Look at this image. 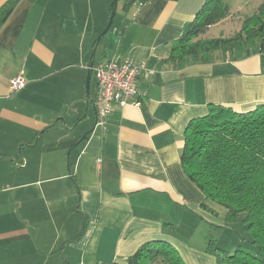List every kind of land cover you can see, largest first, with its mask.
I'll return each instance as SVG.
<instances>
[{
    "label": "crops",
    "instance_id": "0c3cea01",
    "mask_svg": "<svg viewBox=\"0 0 264 264\" xmlns=\"http://www.w3.org/2000/svg\"><path fill=\"white\" fill-rule=\"evenodd\" d=\"M112 1L20 0L0 26V264H128L158 239L185 264H218L210 213L227 209L186 175L184 131L210 103L240 112L264 103V59L166 63L205 0H119L115 28L95 44ZM225 1L224 25L264 2ZM94 47L95 61L149 69L138 78L142 104L117 106L104 131L93 74L91 100L86 90ZM19 73L26 86L12 93Z\"/></svg>",
    "mask_w": 264,
    "mask_h": 264
},
{
    "label": "trees",
    "instance_id": "16d2710c",
    "mask_svg": "<svg viewBox=\"0 0 264 264\" xmlns=\"http://www.w3.org/2000/svg\"><path fill=\"white\" fill-rule=\"evenodd\" d=\"M20 0H8L0 8V26ZM133 3L126 0L125 7ZM225 0H205L194 19L187 22L165 62L174 67L209 63L216 59L238 60L259 52L264 59V2L247 15L241 28L230 36L202 37L207 30L232 14ZM181 162L186 175L202 190L205 199L227 209L228 219L241 214L257 250L239 245L233 253L216 251L218 264H264V103L240 112L210 103L208 113L192 118L184 131ZM204 207L207 204L203 203ZM214 247L212 238L208 251ZM185 264L169 241L144 243L128 264Z\"/></svg>",
    "mask_w": 264,
    "mask_h": 264
},
{
    "label": "built area",
    "instance_id": "2783aa9c",
    "mask_svg": "<svg viewBox=\"0 0 264 264\" xmlns=\"http://www.w3.org/2000/svg\"><path fill=\"white\" fill-rule=\"evenodd\" d=\"M145 70V63H137L132 58H102L95 61L93 77L97 81L94 101L97 107L95 129L106 130L110 116L117 106L128 104L140 106L138 78ZM27 80L22 73L11 79L10 90L18 92L26 86Z\"/></svg>",
    "mask_w": 264,
    "mask_h": 264
},
{
    "label": "rangeland",
    "instance_id": "374dc122",
    "mask_svg": "<svg viewBox=\"0 0 264 264\" xmlns=\"http://www.w3.org/2000/svg\"><path fill=\"white\" fill-rule=\"evenodd\" d=\"M251 10L252 8L250 9V11ZM227 21L228 22L225 25L224 21L222 20L221 22L211 26L202 37L210 38L224 35H233L241 28L243 22L242 19H238L235 16H231L230 19ZM116 22L117 21L113 22L111 26L112 29L115 28V24H117ZM219 206L220 208L226 210L225 207L221 205ZM210 215V232L208 237L206 238V245L208 247V241L212 238L214 247L219 249L214 250L215 253L216 251L220 252L221 250L226 251L228 253H233L236 251L239 245H244L254 251L257 250L256 246L250 243L249 241L251 239V233L247 227V222L243 220V214H241L240 217H238L237 219H228L227 211L225 212V214H220L219 212H216L210 213ZM201 236L202 235H199V237ZM159 263L161 264V262H158V264Z\"/></svg>",
    "mask_w": 264,
    "mask_h": 264
},
{
    "label": "water",
    "instance_id": "95a60500",
    "mask_svg": "<svg viewBox=\"0 0 264 264\" xmlns=\"http://www.w3.org/2000/svg\"><path fill=\"white\" fill-rule=\"evenodd\" d=\"M136 1L137 0H130V3H135ZM118 3H119V0H113L111 2V4H110V15H109L108 23L105 26V28L102 30V32L97 36V40H96L95 44H97V42H99L102 39V37L104 35H106L107 32L110 30V28L114 22L115 15L117 13ZM95 54H96V47H94L92 49L90 61H89V66H88L86 90H87L89 100H91L90 84H91V79H92L93 66L95 64ZM61 119H63V118H61Z\"/></svg>",
    "mask_w": 264,
    "mask_h": 264
}]
</instances>
